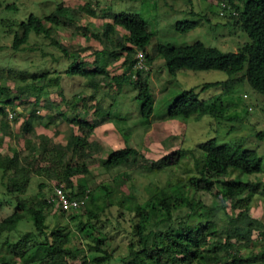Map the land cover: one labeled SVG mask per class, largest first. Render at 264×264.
<instances>
[{"label":"trees","instance_id":"obj_1","mask_svg":"<svg viewBox=\"0 0 264 264\" xmlns=\"http://www.w3.org/2000/svg\"><path fill=\"white\" fill-rule=\"evenodd\" d=\"M100 1L86 0L78 8L55 2L46 12L38 6L17 23L0 18L1 24L10 27L9 33L12 36L9 49L13 55L30 49L42 57L40 61H49L50 66L54 63L53 68H44V65L43 72H35L30 77L10 74L11 67L3 70L4 74L0 72V127H4L8 133L12 121L8 123L4 106L14 109L18 106L15 99L20 98L23 101L35 90L45 91L44 94L54 88L60 90L62 76L57 72L58 67L68 59L70 63L66 65L65 74L87 80L93 92L103 83L117 90L124 84L133 85L141 115L147 120L152 116L154 100L149 85L150 71L135 68L136 55L139 52L143 54V60L147 64L153 60V56L161 58L170 76H176L184 68L195 71L215 70L227 75L225 81L205 83L201 90L220 85L228 88L245 82L264 96V0H206L220 8L222 16L224 11L230 10L228 17L233 21H229L227 25L237 27L247 35L249 42L240 45L236 52H224L201 42L185 46H151L153 34L148 23L139 14H118L110 6L101 10ZM188 1L190 0H186ZM4 8L16 9L13 3L10 6L5 4ZM96 11L106 16L110 22H104L98 32H90V36L102 45L103 51L102 56L92 64L93 67L87 69L85 62L79 60L83 48L61 42L56 35V28H72L73 33L77 31L76 33L87 39L88 28L77 24L82 16H97ZM197 25L196 22H177L175 30L186 33ZM14 28L17 30H13ZM30 34L41 37V43L33 42L34 47L31 44L27 46ZM44 42L58 50L67 60L60 62L58 56L55 57L53 53L45 50ZM103 55L108 60L104 61ZM31 59L30 63L35 66L36 57ZM120 59H123L124 73L109 76L108 63H116ZM12 89L17 92V98L11 96ZM62 94L59 93L65 102V95ZM74 98L77 99L73 101L75 112L72 116H67L60 110L57 116H51L50 112L46 114L50 120L48 125L59 120L77 129L64 142L55 143L47 134H37L32 130L31 124L42 118L36 114L35 104L31 103L30 113L23 125V133H30L23 140L26 154L20 156L15 150L10 156L0 153V186L3 188L0 204L15 201L14 211L0 219V237L6 232L14 231L24 220L31 221L33 226L32 231L23 234L15 242L4 241L7 252L0 254V264H16L17 261L21 264H109L112 260L113 254L103 247L107 240L106 234L92 223V220L100 221L101 213L113 204L112 192L102 186V192L97 196L94 193L97 190L88 189L89 186H84L87 183L78 182V189L73 191L76 184L74 177H87L90 173L87 166L89 161L100 158L103 154V145L97 139L89 137L98 125L104 123V117L109 115L99 102L87 107V97L77 95ZM79 102L82 108L78 106ZM91 108L94 110L93 119L89 121L87 117ZM205 116L221 118L222 112L212 100L200 99L194 89L180 93L168 109V117L171 119L198 120ZM16 119L14 118L13 123H16ZM258 135L263 137L261 133ZM189 151L194 155L191 168H187V171H191L189 174L184 177L177 176L163 186L155 185L143 202L125 195L117 200L121 209L133 213L134 216L127 254L121 258L122 263L264 264V223L250 215L259 184L241 180L243 174L253 175L262 171V158L255 151L245 149L242 142L218 145L214 138ZM184 155L185 150L177 148L158 160L149 161L143 153L125 145L108 153L101 165L107 171L130 168L135 165L133 157L139 156L146 161L143 164L146 168L157 173L179 167ZM33 175L54 180L57 184L63 183L65 191L72 199H86L85 205L75 212L64 213L58 207L56 209L61 217L69 216L77 221L78 232L61 229L56 223L53 227H48L46 215L54 208V203L42 193L48 186L46 183H38L40 192L31 200L19 197L29 186ZM117 178L118 186L124 187V181L130 178V174L123 172ZM53 188V185L49 187L52 193ZM130 190L131 188L127 191L128 195ZM202 192L211 194L215 205L208 208L209 219L191 223L190 218L200 215L205 208L201 200L193 197L191 193ZM227 208L230 210L229 214ZM219 212L226 215V220L218 215ZM86 230L90 231L91 239L84 238ZM72 240L75 248L71 247ZM256 246L260 248L258 251H255ZM79 250H84L81 256Z\"/></svg>","mask_w":264,"mask_h":264},{"label":"rangeland","instance_id":"obj_2","mask_svg":"<svg viewBox=\"0 0 264 264\" xmlns=\"http://www.w3.org/2000/svg\"><path fill=\"white\" fill-rule=\"evenodd\" d=\"M0 18L8 19L10 23L19 22L26 18L30 11L43 8L46 12L53 7L55 2H60L63 6L78 8L86 0H0ZM14 4L16 9H5L4 6ZM47 4V5H46ZM100 9L104 10L111 7L116 13H137L148 23L153 34L150 45L163 44L170 46H185L195 42H201L205 46L217 48L224 52H236L238 47L249 39L245 33H242L237 27L229 26L227 23L233 21L230 19L229 11H224L221 15L220 8L209 3L206 0H101ZM13 6V5H12ZM49 8H48V7ZM2 7V8H1ZM99 11V10H98ZM97 12V16H82L77 25L86 26L88 38H83L79 33L74 32L72 28H56V35L59 40L73 46H80L83 51L80 53V61L85 62L86 68L93 67L94 61L102 56V45L99 41H95L90 36V32H98L104 22L110 20ZM102 15V16H101ZM226 16V17H225ZM177 22H196L198 25L195 29L186 33H180L175 30ZM9 23V22H8ZM14 28L13 30H15ZM17 30V29H16ZM10 27L0 23V72L11 67L12 75H24L30 77L34 73L43 72L44 68H53L50 62L40 61L42 57L36 51L19 52L13 55L9 49L11 44ZM10 36V37H9ZM9 37V38H7ZM48 40V39H47ZM41 37L30 34L27 46L34 47V43H41ZM45 50L53 53L55 57H59L60 62L65 58L61 56L58 50L53 49L47 42H44ZM40 46V45H39ZM6 47V48H5ZM30 48V47H29ZM98 53V55H97ZM27 54V56H24ZM104 61L108 60L105 55ZM31 57H36L35 66L30 63ZM123 57V56H122ZM67 60V59H65ZM122 60L116 63H108L110 69L109 76L124 73ZM53 62V61H52ZM70 63L68 59L65 64L58 67V71L62 76L61 89L56 88L37 92L36 90L25 100L21 101L17 98V92L12 89L11 96L15 99L17 108L16 123L14 120L10 123L9 133L4 127H0V153L3 155H11L13 150L17 151L20 156L26 154L24 147V138L28 137L29 131L23 133V125L30 113L31 103L35 104L37 113L42 120L35 121L31 124L35 133H44L52 137L55 143L64 142L71 132L77 130L68 123L55 121L52 125H48L50 120L46 114L50 112L51 116H57L60 112H65L67 116H72L73 101L77 95L87 97V107L92 106L95 102H99L101 107L106 108L108 117H104V123L98 125L90 139H97L103 147L104 151L100 158L89 161V175L87 177H74L76 183L74 192L78 189V183L86 184L85 187L91 190H97L96 195L102 192L101 187L106 186L108 191L112 192L111 200L113 204L110 208L101 213L100 221L92 220L97 228L106 234L107 240L104 244L110 253L113 254L109 264H123L121 258L127 254V246L131 238V230L133 224V213H129L121 209L117 203L119 197H135L136 200L143 202L150 195V189L155 185L163 186L168 181H173L177 176H186L191 171L194 160L193 154L189 150L199 147L200 144L210 138H214L218 145L242 142L245 149L255 151L262 158V171L258 174L241 176L242 181L257 182L259 184L258 193L254 197L250 215L259 219L264 223V96L254 91L247 83H237L228 88L220 85L215 88L201 90V86L205 83L223 82L228 77L224 72L209 70L195 71L184 68L176 74L170 76L167 72L164 61L153 56V60L146 63V71L149 72L150 92L153 96L154 105L152 116L147 120L141 115V107L139 101L135 99L136 89L133 85L124 84L120 90L115 87L106 86L105 83L93 92L87 84V80L77 76H67L65 74L66 65ZM53 70V69H51ZM54 71V70H53ZM4 74V73H2ZM11 75V76H12ZM103 78L102 75H99ZM11 82V80H9ZM11 84V83H10ZM9 84V86H11ZM194 89L199 94V98L205 101L212 100L215 106L222 112L221 118L205 116L198 120L194 118L185 120L183 118L171 119L168 117V109L173 101L183 91ZM65 95V102L62 101L60 92ZM247 96V97H245ZM45 103V104H44ZM69 104V105H66ZM47 105V107H46ZM56 105V106H55ZM79 107L82 108L81 102ZM93 108V107H92ZM89 109L87 120L92 121L93 109ZM251 108L249 111L248 109ZM2 116L0 115V120ZM100 118V117H99ZM76 126V124H73ZM259 133L263 137H259ZM24 134V135H23ZM129 145L143 153L147 160H158L162 156L183 148L185 155L179 167H173L171 170H161L155 173L150 168H146L139 156L133 157L135 165L130 168H118L115 170H105L101 162L106 158L108 153L117 150L122 146ZM197 154V153H196ZM129 173L130 178L124 181V187L118 186L117 175ZM44 182L48 186L43 189L42 193L45 197H50L52 191L49 187L55 184L54 180H47L44 177L32 176L29 186L20 194L22 199H32L40 192L38 183ZM1 185V184H0ZM130 195L127 191L130 189ZM87 189V188H86ZM3 188L0 186V200L3 198ZM193 197L201 200L205 208L200 215L190 218L191 223H198L209 219L208 208L215 205L213 196L209 193H191ZM101 202V197H99ZM15 209V201L2 202L0 204V219L10 215ZM54 207L46 215V223L48 227L58 224L59 228H66L72 232H78L77 221L70 219L69 216L61 217ZM228 214L229 208L226 209ZM56 218H55V215ZM223 220L226 215L219 212ZM31 221L24 220L19 223L17 228L12 232H6L0 237V254L7 252L4 245L5 240L15 242L23 234L32 231ZM84 238L91 239L90 231L84 232ZM84 240V239H83ZM74 247V241L72 240ZM75 248V247H74ZM260 248L256 246L255 251ZM80 251V250H79ZM84 251V250H83ZM80 251V256L84 253ZM248 251L245 252L247 254ZM16 264H21L17 261ZM79 264V263H76ZM91 264V263H90Z\"/></svg>","mask_w":264,"mask_h":264},{"label":"built area","instance_id":"obj_3","mask_svg":"<svg viewBox=\"0 0 264 264\" xmlns=\"http://www.w3.org/2000/svg\"><path fill=\"white\" fill-rule=\"evenodd\" d=\"M136 59L135 68L146 69V64L141 52L136 55ZM4 110L7 112L10 119L14 117V112H12L9 107H4ZM53 186V193H51L49 198L53 201L54 207H58L64 213L75 212L85 205L86 199H72L65 191L63 183H55Z\"/></svg>","mask_w":264,"mask_h":264},{"label":"clouds","instance_id":"obj_4","mask_svg":"<svg viewBox=\"0 0 264 264\" xmlns=\"http://www.w3.org/2000/svg\"><path fill=\"white\" fill-rule=\"evenodd\" d=\"M145 64H146V62H145ZM4 107H9L10 108V110L12 111V112H14V117L13 118H9L8 117V115H7V112L4 110V108H3V110H4V113L6 114V118H8V120H10V121H12V120H14V118H17L16 116H17V108H18V106H16L14 109H12L10 106H4Z\"/></svg>","mask_w":264,"mask_h":264}]
</instances>
